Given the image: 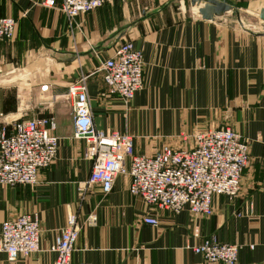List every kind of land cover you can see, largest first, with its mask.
Returning <instances> with one entry per match:
<instances>
[{
  "label": "crops",
  "instance_id": "1",
  "mask_svg": "<svg viewBox=\"0 0 264 264\" xmlns=\"http://www.w3.org/2000/svg\"><path fill=\"white\" fill-rule=\"evenodd\" d=\"M226 1L237 9L264 3ZM61 3L0 0V18L18 24L14 40L0 42V127L10 132L8 120L46 115L60 138L58 157L36 186L0 187V233L6 220L22 214L40 222L39 252L17 264H53L51 248L70 213L81 224L93 213L98 219L81 230L74 263L209 264L191 247L214 237L241 246L237 264H264V33L241 30L226 14L206 21L190 0H113L72 23ZM125 41L142 51L145 64L143 89L128 107L100 71ZM83 78L94 126L133 136L137 154L187 148L196 133L226 126L247 138L250 162L240 195L216 196L210 217L172 214L132 196L130 179L120 175L109 195L93 187L81 200L79 185L92 166L85 142L75 137L67 94ZM144 216L159 225L143 223ZM0 264L13 263L0 254Z\"/></svg>",
  "mask_w": 264,
  "mask_h": 264
},
{
  "label": "built area",
  "instance_id": "2",
  "mask_svg": "<svg viewBox=\"0 0 264 264\" xmlns=\"http://www.w3.org/2000/svg\"><path fill=\"white\" fill-rule=\"evenodd\" d=\"M112 1L62 0L60 10L72 23L80 15ZM17 26L13 18H0V42L13 41ZM100 69L111 94L117 95L124 106H130L144 85L142 51L132 42L125 41ZM84 81L85 78L70 86L67 94V100L73 101L75 137L85 142L84 159L92 166L88 179L79 185L81 200L93 187L100 188L105 196L109 195L120 175L130 179L132 196L172 214L187 210L194 216L210 217L216 196L234 200L240 195L243 172L250 162L247 138L228 127L209 129L196 133L193 144L187 148L164 145L153 155L137 154L132 136L116 130L100 131L94 126ZM41 90L48 93V86ZM4 118L0 114V124ZM56 128L51 117L17 120L10 132L6 127H0V187H34L39 183L40 172L58 157L60 138L53 134ZM97 222L94 213L83 224L76 213L68 214L66 224L51 248L56 254L53 264H79L74 263L72 256L80 232L84 226H96ZM142 222L153 227L159 225V220L150 216H144ZM40 240L38 217L19 215L2 224L0 254L17 264L20 259L39 252ZM191 250L209 264H237L241 246L221 243L210 237Z\"/></svg>",
  "mask_w": 264,
  "mask_h": 264
},
{
  "label": "rangeland",
  "instance_id": "3",
  "mask_svg": "<svg viewBox=\"0 0 264 264\" xmlns=\"http://www.w3.org/2000/svg\"><path fill=\"white\" fill-rule=\"evenodd\" d=\"M48 1H50V0H46V3L49 5ZM247 2L248 1H241L240 5L244 6L245 3H247ZM52 4L53 3H51L50 5H52ZM246 5H248V4H246ZM263 9H264V3L263 2H260V3L259 2H253L250 7L237 9L239 12L238 14H236V11H233V12L227 13L226 16L229 17L231 19V22L234 25L238 26L241 30H249L251 32L261 34V33H264V21L260 18V13ZM41 76H43V75H41ZM18 83H19V79L13 81L11 85L16 86ZM45 86H47V85H45ZM17 91L19 92V90H17ZM41 104L46 105V106H40L42 108L48 106V99L46 98V96H44L43 99L41 100ZM41 117L48 118L49 116L44 115ZM68 119L69 120L71 119V117L69 115L66 116V120H68ZM7 122H10V123H8V126L12 127V125L17 122V119L15 121H9L8 120ZM226 127L233 130L230 126H226ZM55 130H57V129H55ZM53 134L56 136L55 132H53Z\"/></svg>",
  "mask_w": 264,
  "mask_h": 264
},
{
  "label": "water",
  "instance_id": "4",
  "mask_svg": "<svg viewBox=\"0 0 264 264\" xmlns=\"http://www.w3.org/2000/svg\"><path fill=\"white\" fill-rule=\"evenodd\" d=\"M194 7H198V14L206 21H213L215 18L222 17L227 13L236 11L237 8L226 0H190ZM204 2L203 6L202 3ZM260 18L264 21V9L260 13Z\"/></svg>",
  "mask_w": 264,
  "mask_h": 264
}]
</instances>
